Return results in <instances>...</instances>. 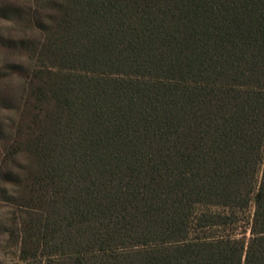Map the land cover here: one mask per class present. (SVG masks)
Instances as JSON below:
<instances>
[{"label":"trees","instance_id":"16d2710c","mask_svg":"<svg viewBox=\"0 0 264 264\" xmlns=\"http://www.w3.org/2000/svg\"><path fill=\"white\" fill-rule=\"evenodd\" d=\"M24 1L21 261L264 264V0Z\"/></svg>","mask_w":264,"mask_h":264},{"label":"rangeland","instance_id":"374dc122","mask_svg":"<svg viewBox=\"0 0 264 264\" xmlns=\"http://www.w3.org/2000/svg\"><path fill=\"white\" fill-rule=\"evenodd\" d=\"M11 5V9L4 7V2L0 5V141H11L14 137L12 124L22 96L23 82L12 70L32 69L33 63L27 54L40 41L35 32L22 31L13 23L14 15L21 13L28 4L24 0H12ZM25 166V159L20 157L10 164L0 161V264H29L21 261L19 253L16 225L22 209L12 208L7 200L12 196L10 182H14ZM12 214L17 215L16 220Z\"/></svg>","mask_w":264,"mask_h":264}]
</instances>
